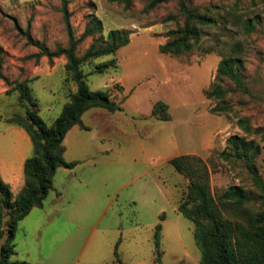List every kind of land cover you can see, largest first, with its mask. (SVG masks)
<instances>
[{
  "label": "rangeland",
  "instance_id": "obj_1",
  "mask_svg": "<svg viewBox=\"0 0 264 264\" xmlns=\"http://www.w3.org/2000/svg\"><path fill=\"white\" fill-rule=\"evenodd\" d=\"M153 1L68 0L76 38L94 17L102 21V31L81 40L78 56L94 41H106L112 29L129 33V43L116 53L81 64L91 88L108 92L122 109L91 108L69 130L64 157L77 164L58 167L43 207L19 221L10 262L201 264L195 223L179 210L191 179L170 160L201 158L215 196L232 185L256 191L242 160L220 156L228 138L238 135L259 146L255 164L264 180V0H186L217 22L201 27L198 47L179 55L161 51L167 32L183 24L179 0L152 7ZM248 19L255 22L250 32ZM36 42L51 50L68 46L62 0H0V158L9 163L32 152L30 138L21 140L26 131L7 121L25 113L19 93H7L9 84L28 81L46 122L61 114L77 88L66 58H36ZM230 55L240 60L247 92L216 76ZM106 63L108 68H98ZM215 84L228 90L225 98H207Z\"/></svg>",
  "mask_w": 264,
  "mask_h": 264
},
{
  "label": "trees",
  "instance_id": "obj_2",
  "mask_svg": "<svg viewBox=\"0 0 264 264\" xmlns=\"http://www.w3.org/2000/svg\"><path fill=\"white\" fill-rule=\"evenodd\" d=\"M123 1L127 4L131 2ZM167 1L154 0L151 5L153 7ZM62 5L69 34L68 46L51 50L36 42L39 52L33 55L36 58L46 56L50 61L64 56L67 60L66 71L77 88L70 94L61 114L52 122H46L39 115L38 104L33 100L28 81L14 82L13 86L9 84L7 93H19V105L25 113L14 114L7 121L26 131L32 142V152L24 162V185L18 192H13L11 185L0 177V264H27L25 261L10 262L11 256L17 253L14 243L16 229L19 221L34 207H43L45 198L53 189V176L57 168H73L77 164L64 157L63 143L69 130L81 125L83 114L91 108L102 107L109 111L122 109L108 92L91 88L81 64L83 60L116 53L129 43L128 31L110 30L106 41H94L80 57L77 49L81 40L97 30L102 31V21L94 17L82 38H76L70 23L68 0H62ZM179 11L184 17L183 24L167 32L169 39L161 46L163 53L179 55L192 51L198 47L201 27L217 22L208 12L189 6L186 0H179ZM244 27L247 32L252 31L254 19L246 20ZM29 40L32 41L31 38ZM108 67V63L98 66L101 70ZM216 76L228 78L237 89L248 91L240 71V60L234 55L220 61ZM227 94L228 90L221 84L213 85L206 92L209 99H223ZM218 110L217 107L211 109L212 112ZM238 123L247 133H252L247 120L240 119ZM226 149L220 156L228 160H242L256 191L242 185H232L215 196L208 182L209 171L205 162L195 155L183 154L170 160L177 172L191 179L187 199L179 210L195 223V239L202 253L201 264H264V180L255 164L260 149L254 139L248 140L238 135L228 138ZM160 230L161 224H158L157 245Z\"/></svg>",
  "mask_w": 264,
  "mask_h": 264
},
{
  "label": "crops",
  "instance_id": "obj_3",
  "mask_svg": "<svg viewBox=\"0 0 264 264\" xmlns=\"http://www.w3.org/2000/svg\"><path fill=\"white\" fill-rule=\"evenodd\" d=\"M28 134L23 133L21 140L28 141ZM31 140V139H30ZM29 154V153H28ZM29 155L22 156L16 163H9L0 158V177L11 185L13 192H18L24 185V162Z\"/></svg>",
  "mask_w": 264,
  "mask_h": 264
}]
</instances>
